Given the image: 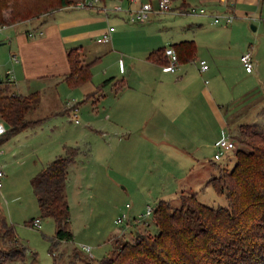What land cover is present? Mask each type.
Segmentation results:
<instances>
[{
	"label": "rangeland",
	"instance_id": "rangeland-1",
	"mask_svg": "<svg viewBox=\"0 0 264 264\" xmlns=\"http://www.w3.org/2000/svg\"><path fill=\"white\" fill-rule=\"evenodd\" d=\"M71 1V7H79L78 3L83 0ZM186 2L190 6L204 8L205 13H181L187 8L179 6L180 1L177 0L172 1V10L153 15L145 22L131 20L125 22L120 18L114 20L112 24L119 32L116 36L118 51L103 55L102 60L95 63L97 78L109 63L112 64L110 66L112 71L118 70L119 57L123 59L127 68V61L134 55L141 54L143 46L146 48L150 44L157 47L169 46L175 40L196 39L201 54L210 49L211 34L217 30H228L221 25V21L225 19L220 18V23H214L215 16L221 12L217 11L220 9L217 7L219 4L214 5L203 0ZM18 5L21 11L34 9L35 6L39 9L41 6L45 8H42L43 12L26 20L27 22H20L5 30L0 34V40L7 32L12 33L13 38L17 29L32 32L34 35L32 37L37 36L38 31L44 30L45 27L39 23L58 7V0H18ZM8 11L9 9L3 11L5 18L8 17ZM196 22H202L200 29ZM234 25L237 26L231 33L233 41L245 46V49H248L250 44L253 46L257 44L262 30L253 29L252 25H256L254 20L235 18L228 27ZM221 35L222 41L219 44H224L227 42V35L225 32ZM10 45L11 39L6 40L0 47L7 52L5 55L11 62ZM80 54L82 57V53ZM186 67L190 70L184 81L191 79L193 87L184 93L189 92L192 100H196L199 105L196 111L192 112L190 109L184 113V121L175 120L169 123L167 135L159 134L161 140L158 141L154 137L155 132L150 130L152 132L150 140H154L157 145L154 143L135 145L132 138L127 137L129 120H119L118 124L112 121L111 112L114 108L111 107L114 106L116 98L109 86L105 87V94L96 109L92 105V100L81 102V95L72 101V96L66 89L64 96L65 98L68 96L71 103H77L76 110L54 114L43 123L42 128H37L35 134L30 135L28 131L21 136L17 134L1 145L7 152L2 157L6 158L8 165L3 167L5 175L1 179L0 218L13 225L16 237L26 247L25 259L10 264H53L54 255L60 263H67L75 246L94 260L112 255L120 242L133 241L137 233H156L157 227L152 216H143L141 221H133L132 217L144 213L148 205L155 207L159 199H167L172 205L178 206L182 193L197 192L198 199L208 205L228 203L224 196H219L211 186L206 185L207 180L218 174L219 167L230 168L235 162L234 155L230 158L223 156L222 159L214 157L217 151L215 141L221 135L220 115H230L232 105H236L235 108L240 110V106L246 103L247 112L240 114L241 122L253 123L257 120L259 128L264 129L262 105L256 103L252 105L254 101L252 99L256 98L259 90L253 94H246V98L239 95L238 87L247 78L242 63L241 70L233 67L234 71L230 78L235 80L233 85L228 84L227 89L220 92L217 91L219 87L217 80L212 79L208 73H201L199 65L194 61L187 63ZM140 70L143 71L142 68ZM179 73L180 69L175 73L169 72L168 75L175 76ZM122 76L125 82H130L131 77L126 72L122 73ZM163 83L161 89L166 92L162 98L158 97L157 103L168 112L167 104L174 100L173 96H169L170 78H165ZM201 88L212 91L216 110H220V114L206 105L211 101V96L204 93ZM220 103L223 105L219 106ZM54 104V102L42 104L31 114L36 116L49 108L54 109ZM46 106L49 108L44 109ZM3 123L7 129V123ZM88 124L101 131L91 129ZM229 132L232 137L240 135L239 127L236 125H233ZM156 135L158 137V133ZM61 143L78 147L75 164L69 167L66 183L70 229L74 237L71 241H62L53 246L52 238L56 223L52 218L41 215L30 182L32 176L30 169L45 165L41 162L46 158L41 153L42 149L51 147L56 154L62 153ZM21 156H26V159L19 164ZM34 159L37 160L36 164ZM123 214H126L127 218L118 222L117 219ZM36 217L41 220L40 227H34L29 223ZM2 232L3 230L0 231V236ZM83 245L90 246V251L83 250ZM34 258L37 260L34 261Z\"/></svg>",
	"mask_w": 264,
	"mask_h": 264
},
{
	"label": "crops",
	"instance_id": "crops-1",
	"mask_svg": "<svg viewBox=\"0 0 264 264\" xmlns=\"http://www.w3.org/2000/svg\"><path fill=\"white\" fill-rule=\"evenodd\" d=\"M144 1L147 0H99L94 5L87 7H62L51 12L39 23L42 25L44 24L45 27L43 26L44 30L38 31L37 36L32 37L34 35H29V31L17 29L13 34V38L10 32H7L2 37L0 46L5 44L6 40L11 39L9 51L12 49V52L10 51L12 54H10V58L12 55H15L17 61L11 58L10 62L5 55L7 52L3 51L0 47L1 86L5 87L6 92L11 94L29 95L33 92L40 93L39 103L26 114V119L30 121L31 124L13 133L10 132V126L7 124L6 132L0 136V167L2 169L4 166L8 165L6 158L2 157L5 156L7 152L1 147L2 144L6 143L7 139L17 134L18 136L27 134L25 133L27 131L30 135H32V133L35 134L37 128H42L43 123H45L50 116L62 112L69 113L72 109L76 110L77 103H71L69 100L70 98H68V96L65 98L64 96L66 89L69 90L68 92L72 96V101H74L78 95H81V102L92 100V105H94V109H96L97 105L100 103V99L105 94L106 88L104 87L101 94L96 93L91 98L87 96L95 92L98 85L109 77L115 78V80L107 85L110 90H113L116 98L114 106L111 107L114 109L112 112L110 111L111 117L113 118L112 121L118 124L119 120H129V127L126 130L128 131L127 137L132 138L135 145L138 144L143 146L149 143L157 145L154 140H150V134H152L150 130L155 132L154 137L159 141L161 140L159 134L162 136L167 135V126L169 123L175 120L184 121V113L186 111L191 109V111L194 112L197 110L199 103H197L196 100H192V96H190L189 92L184 93L185 90L193 87V81L191 79L184 81L190 70L189 67H186L187 63L193 61L199 65L198 69L201 73H208L212 79L217 80L219 85L217 91L220 92L227 89L228 84L232 83L233 85L235 80L230 79L234 71L233 67H238L240 69V56L245 51L251 50L255 63L254 69L251 72H247L244 69V74L247 78L239 85L238 93L246 98V94H253L259 90V93L257 92L256 94V98L252 99L254 100L252 102L253 104H251L254 105L256 103V105H262L264 110V0H203L207 3H214V5L219 4L217 7L220 9L216 8L217 11H221L220 14L233 15V19L231 21H221L223 28L228 30H217L212 33L209 41L212 46H210V49L205 50L204 54L200 53L199 43L196 39H179L170 44V46H172L174 43L183 40H193L196 44L194 58L190 61L179 63L178 69H180V73L178 75H168L171 71L165 69L167 64L157 63L148 59V55L151 51L160 47H166H157L155 44H150L146 48L143 46L144 50L141 54L137 56L134 55L132 59L127 61V68H125L123 59L119 57L118 70L115 69L112 71L110 69L112 64L109 63L105 65L99 78H97V67L95 63L101 61L103 55L118 51L116 36L119 32L112 22L118 18L125 22L130 21L126 11H106L104 7L121 5L123 9L137 8L139 3ZM188 6L190 7L189 3ZM159 14L161 13H153L151 16ZM235 18L241 20L252 19L256 22V25H252L254 27L253 29L261 28L262 30L260 31V39L257 44L254 46L250 44L249 48L245 49V46H240L237 41L231 39V33L237 25L232 27H228V25L231 24ZM196 23L199 25L198 28L200 29L202 27V22ZM214 23H220V21H214ZM15 25L9 26V28ZM110 26L113 27V30L110 32V38L108 41H104L102 37ZM224 32L227 35V42L219 44L222 41L221 34ZM73 47H78L80 49L84 63L93 61L90 80L75 88H71L64 80V77L70 72L67 52ZM202 60L207 64V68L205 69L201 68L200 61ZM141 68L143 71L140 70ZM124 72L131 77L130 82L124 81V77L122 76ZM201 76H203V74H201ZM165 78H170L171 82L169 86V96H173V99L177 101L171 100V102L167 104L166 109H169L168 112L164 111L163 107L157 103L158 97L162 98V95L166 92L161 89V86H163L161 84H164L163 81ZM116 80H121L124 85L117 93L113 86ZM201 90L211 96V101H208L206 105L211 106L212 111H216V113L220 114V110H216V101L212 95V91L208 90V88H201ZM63 96L64 100H62ZM47 101L50 103L54 102L55 108L52 109L46 106L44 109L49 108L46 112H41L36 116L31 114L33 110H36V108L42 104L47 105ZM245 104L240 106V110L235 108L236 105H232L233 109L230 115H220L221 135L224 132H229L233 125L239 127L241 124L250 123L241 122L242 118L240 114H245L247 112ZM218 105L222 106L223 103ZM258 117L259 114L257 115V119ZM255 121L257 120L253 122ZM0 122L3 123L5 121L0 117ZM88 125L91 129L101 131V129L94 128L92 124ZM157 133L158 137L156 135ZM65 145L75 147L74 145L61 143L63 152ZM41 153L43 156H46V158L41 161L45 163V165L39 168H35L37 167L35 166L33 169H30L32 171L31 178L40 169L49 164L56 156L62 154H56L51 150V147L42 149ZM229 157V155L226 156V158ZM19 158L20 161H18V163L22 164L26 156H21ZM75 160L68 166V171L69 167L75 164ZM36 161L37 160L34 159L35 164ZM29 223L31 224V222Z\"/></svg>",
	"mask_w": 264,
	"mask_h": 264
},
{
	"label": "trees",
	"instance_id": "trees-1",
	"mask_svg": "<svg viewBox=\"0 0 264 264\" xmlns=\"http://www.w3.org/2000/svg\"><path fill=\"white\" fill-rule=\"evenodd\" d=\"M178 1L182 8L189 7L186 0ZM71 4V0H58V7L54 10ZM18 6V0H0V24L12 26L24 22L45 8L40 5L41 9L35 6L34 9L21 11ZM4 9H9L7 18L4 17ZM172 46L179 63L194 58L196 44L193 40H183ZM80 53L78 47L67 52L70 72L64 80L71 88L87 82L92 75L93 61L84 63ZM148 59L168 64L165 47L151 51ZM113 80L114 77L103 80L97 90L87 97L101 94ZM113 86L117 93L124 85L121 80H116ZM39 101V92L11 94L0 84V117L10 126L12 133L31 124L26 114ZM239 130L240 135L233 137L237 148L229 154L230 157L235 156V162L230 168L219 167L218 174L206 182L216 194L227 199L226 205L203 203L198 199L197 192L182 193L178 206L160 199L152 215L156 233H137L133 241L120 242L112 255L97 260L88 258L76 246L67 263H60L52 252L53 264H264V129H260L256 121L241 124ZM77 153L78 148L65 145L62 154L31 178L42 217L52 218L56 223L53 246L71 241L74 237L70 229L66 181L68 166ZM0 221L3 230L0 236V264L23 261L25 245L16 237L12 224L4 218Z\"/></svg>",
	"mask_w": 264,
	"mask_h": 264
},
{
	"label": "built area",
	"instance_id": "built-area-1",
	"mask_svg": "<svg viewBox=\"0 0 264 264\" xmlns=\"http://www.w3.org/2000/svg\"><path fill=\"white\" fill-rule=\"evenodd\" d=\"M99 0H83L79 2L77 6L79 7H87L94 5ZM172 0H147L139 3L137 8H126L123 9L121 5H113L112 7H104V10H113V11H126L128 13L129 20L133 22H145L147 21L153 13H163L169 10H172L171 7ZM181 12V11H180ZM181 13H200L204 14V8H197L196 6L188 7L184 12ZM220 18L225 19L226 21H231L233 19V15L230 14H217L214 18V21H219ZM9 28L7 24H0V34H3L5 30ZM113 30V27L110 26L108 30L104 33L102 40L108 41L110 38V32ZM32 32H29V35H32ZM165 54L168 57V64L165 66L167 71L175 72L179 67L178 55L173 46L165 47ZM12 59L17 61V57L15 55L11 56ZM240 61L247 72H251L254 69V58L251 50L245 51L240 56ZM201 68H207V64L205 61H200ZM123 70V68H122ZM6 132V127L4 123L0 122V136ZM217 151L214 154L216 159H222L223 156H228L233 153L237 148V143L234 138L228 133L224 132L219 139L216 141ZM5 175V171L0 167V187L2 186L1 179ZM155 207L148 205L144 213L138 214L137 216L132 217L133 221H141L143 216H152L154 213ZM127 218L126 214H123L121 217L117 219L118 222L123 221V219ZM31 225L34 227L41 226L40 218L36 217L31 220ZM83 250L90 251L89 246H82Z\"/></svg>",
	"mask_w": 264,
	"mask_h": 264
},
{
	"label": "water",
	"instance_id": "water-1",
	"mask_svg": "<svg viewBox=\"0 0 264 264\" xmlns=\"http://www.w3.org/2000/svg\"><path fill=\"white\" fill-rule=\"evenodd\" d=\"M254 28V27H253Z\"/></svg>",
	"mask_w": 264,
	"mask_h": 264
}]
</instances>
